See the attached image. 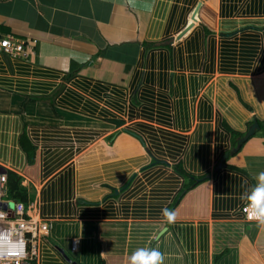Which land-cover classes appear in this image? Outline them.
<instances>
[{"label": "crops", "instance_id": "0c3cea01", "mask_svg": "<svg viewBox=\"0 0 264 264\" xmlns=\"http://www.w3.org/2000/svg\"><path fill=\"white\" fill-rule=\"evenodd\" d=\"M0 35V172L52 226L29 264H264V0H0Z\"/></svg>", "mask_w": 264, "mask_h": 264}, {"label": "built area", "instance_id": "2783aa9c", "mask_svg": "<svg viewBox=\"0 0 264 264\" xmlns=\"http://www.w3.org/2000/svg\"><path fill=\"white\" fill-rule=\"evenodd\" d=\"M0 52L12 56L23 54L24 42L11 35H0ZM7 193L6 173L0 172V235L12 234L7 242L0 241V264H29L38 257L40 234L52 226L39 216L35 202L25 205L12 201ZM77 244L78 240H73L72 248L76 249Z\"/></svg>", "mask_w": 264, "mask_h": 264}, {"label": "clouds", "instance_id": "9594fccd", "mask_svg": "<svg viewBox=\"0 0 264 264\" xmlns=\"http://www.w3.org/2000/svg\"><path fill=\"white\" fill-rule=\"evenodd\" d=\"M256 180L257 183L249 191L241 193L240 200L243 203L246 218L255 220L258 225H264V171L258 173ZM161 215L166 223L171 224L175 222L177 213L175 210L164 207L161 209ZM11 236V233L8 236L0 235V241L7 242L11 239ZM41 237L40 234L39 239ZM163 261L164 255L157 248L139 247L134 249L128 256V264H163Z\"/></svg>", "mask_w": 264, "mask_h": 264}, {"label": "trees", "instance_id": "16d2710c", "mask_svg": "<svg viewBox=\"0 0 264 264\" xmlns=\"http://www.w3.org/2000/svg\"><path fill=\"white\" fill-rule=\"evenodd\" d=\"M15 38L17 39V37ZM259 125H260V129H262V127L264 128V124L261 123ZM6 177H7V192H8L7 194L9 199L12 201L20 200L22 202H26L27 194H26V190L22 188L20 184V178H18L15 174L10 172L6 173Z\"/></svg>", "mask_w": 264, "mask_h": 264}, {"label": "water", "instance_id": "95a60500", "mask_svg": "<svg viewBox=\"0 0 264 264\" xmlns=\"http://www.w3.org/2000/svg\"><path fill=\"white\" fill-rule=\"evenodd\" d=\"M255 129H256V130L259 129V125H258V123H257L256 120H254L253 123H252V125L249 127V129H248V131H247V133H246L245 138H247L248 136L252 135ZM245 138H244V139H245Z\"/></svg>", "mask_w": 264, "mask_h": 264}]
</instances>
